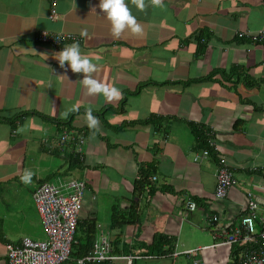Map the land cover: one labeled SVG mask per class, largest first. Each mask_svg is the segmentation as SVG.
<instances>
[{"label":"crops","instance_id":"1","mask_svg":"<svg viewBox=\"0 0 264 264\" xmlns=\"http://www.w3.org/2000/svg\"><path fill=\"white\" fill-rule=\"evenodd\" d=\"M126 3L142 31L125 28L115 37L98 0H56L55 20L49 0H0V264L6 244L31 238L22 234L28 226L30 233L41 227L30 201L53 170L86 183L74 243L93 223V241L107 235L114 253L136 256L132 264H192L188 250L206 264H229L234 247L215 244L221 224L237 223L249 191L264 211V0H144V9ZM41 31L73 34L97 65L90 75L121 95L90 94L80 80L86 74L52 55L72 41L44 43ZM244 77L256 83L247 86ZM22 111L29 114L17 117ZM153 115L155 124L139 122ZM191 125L212 131L228 159L236 183L223 199L213 196L216 153L195 160L201 147ZM64 130L84 136L68 164L75 142L56 146ZM55 156L61 159L49 170ZM141 168H148L152 194L134 190ZM25 170L33 173L29 183L21 180ZM188 198L198 208L186 214ZM134 199L136 219H129ZM24 210L28 223L15 220H24L17 218ZM211 213L219 226L204 221ZM156 233L167 237L165 254L152 246Z\"/></svg>","mask_w":264,"mask_h":264},{"label":"built area","instance_id":"2","mask_svg":"<svg viewBox=\"0 0 264 264\" xmlns=\"http://www.w3.org/2000/svg\"><path fill=\"white\" fill-rule=\"evenodd\" d=\"M49 1L51 4L49 18L55 20L59 17L55 7L56 0ZM38 35L40 41L55 45L75 39L73 34L65 32L41 31ZM71 141L75 142L74 150L80 152L83 142L82 135L75 136L66 130L58 135L56 146L63 150L64 144ZM210 144L214 145L217 154L219 147L214 139L210 141ZM209 154L210 151L204 149L198 157ZM217 163L214 196L222 198L236 183V179L223 155L218 154ZM63 189H68V191L63 192ZM85 190V181L76 178L59 185L51 182H42L37 185L32 192V200L40 215L45 238L34 240L24 237L19 244H7L9 264H64L70 258ZM251 195L249 191L248 209L244 216L235 225L230 223L223 225V230L218 234L220 239L217 243L237 247L239 264H264V211H258V201L255 198L252 199ZM187 207L193 210L194 201L189 200ZM214 220L217 222L216 216H211L207 219V223H212ZM217 225H220V222H217ZM121 259H125L126 264H131L132 256L113 253L109 239L101 235L92 243L90 250L79 257L74 264H85L86 262L118 264ZM193 264L204 263L202 259H197L193 261Z\"/></svg>","mask_w":264,"mask_h":264},{"label":"clouds","instance_id":"3","mask_svg":"<svg viewBox=\"0 0 264 264\" xmlns=\"http://www.w3.org/2000/svg\"><path fill=\"white\" fill-rule=\"evenodd\" d=\"M155 2L156 3H160V0H155ZM135 3H136V6L139 9H144L145 8L144 0H135ZM97 6L99 7V9H101L106 14L107 18L110 20V22H111V29L110 30H111V33L113 34V36L119 37L121 35L122 31L125 28H130L131 31L134 32V33H139V32L142 31L141 24H139L137 22V18H136L135 15L132 14L128 4L126 3V0H98V5ZM83 31H84V33L87 32L86 29L83 30ZM52 55L54 56V58L57 59L59 65L61 67L70 68L73 72H76V73L86 74V75H83L82 78H80V80L83 83V85H85L87 87V90H88V92L90 94L103 93V94H106V95H108L110 97H116V96H120L121 95V90L119 88H117L115 85H112L110 87L108 84L103 83L101 81H98L92 75H90L91 73H93L96 70L97 65L86 54L82 53L79 41H77V40L72 41L71 43H69V44L65 45L64 47H62L59 51H56V52L52 53ZM46 56H47V54L45 55V58H46ZM65 62H67V64ZM87 122L89 124V127H95V126L98 125V117L93 115V112H92L91 108L87 109ZM201 153H202V151H200L199 153L195 154V157H194L195 160H201L203 158L209 157L210 154H212V152L210 151L209 155L198 157V155H201ZM219 154H221V153H219ZM216 157H217V161H218V154L216 155ZM226 160L228 162L227 158H226ZM228 165L230 167L229 162H228ZM217 166H218V163H216L215 174H216V171H217ZM32 175H33V173H32L31 170H25L23 175L21 176V180L24 181L25 183H29V182H31ZM215 181H216V178H215ZM213 196H214V192H213ZM225 197H222V198H219V199H223ZM214 198L218 199L215 196H214ZM83 199H84V197H83ZM189 200H192L195 203V208L193 210H190L187 207V202ZM82 206H83V203H82ZM197 208H198L197 203H196V201L193 198H188L185 201V203H184V212L186 214L197 210ZM81 209H82V207H81ZM81 209H80V211H81ZM247 209H248V207L245 209V211L242 212L241 216L239 217V220L241 219L242 216H244V214L246 213ZM213 215L216 216L214 213H211V214H208V215L205 216L204 221H206V224H207V219L209 217H211V216L213 217ZM79 216H80V212H79ZM79 216H78V223H79ZM39 217H40V215H39ZM217 218H218L217 222H220L219 216ZM239 220L237 221V223L239 222ZM40 221H41V219H40ZM237 223H235V224H237ZM230 224L231 225H235L232 222ZM215 225H217V223ZM223 225H225V223H222L221 227ZM41 226H42V224H41ZM77 227H78V225H77ZM76 230H77V228H76ZM43 233H44V231H43ZM218 234L216 235V237L218 238L216 243H215L216 245H220V244L217 243L218 240L220 239ZM103 235L107 237V235H105V234H103ZM24 237H28V236H24ZM24 237H22V238H24ZM28 238H30V237H28ZM31 239H33V238H31ZM34 240H38V239H34ZM74 241H75V236H74ZM74 241L72 243L71 251H72V248H73ZM94 241H92V243ZM6 245H5V256H6L5 264H9V258L7 256ZM232 247H234V246H232ZM234 249H237L235 251L236 257L234 259H231V261H235L236 264H239L238 248L234 247ZM112 252H113V249H112ZM85 254H83V255H85ZM115 254H118V253H115ZM186 254L190 255L192 264H193V261L197 260V259H202L203 263L206 264V261H205L203 256L202 257L193 256V255L196 254L194 250H188V251H186ZM125 256H128V255H125ZM135 257L136 256H132L131 264H132V261H133V259ZM70 258H71V253H70ZM121 260H125V259H121ZM124 262L126 264V261H124ZM100 263H106V262H100ZM118 264H121L120 260L118 261Z\"/></svg>","mask_w":264,"mask_h":264},{"label":"trees","instance_id":"4","mask_svg":"<svg viewBox=\"0 0 264 264\" xmlns=\"http://www.w3.org/2000/svg\"><path fill=\"white\" fill-rule=\"evenodd\" d=\"M196 40H198V38H196ZM198 43H200V44L204 43L202 38L199 39ZM232 69L235 70L236 72H243V68H241L240 66L233 67ZM215 71H217V70H215ZM223 74L225 75L224 71H223ZM226 77L229 78V75L227 74ZM244 82H245V84L247 86H251V85L256 83V82L248 79V77H244ZM26 114H29V112L22 111L19 115H17V117H19L20 115H26ZM157 118L158 117H155V115H153V116H151L149 118H146L145 120H142V121H139V122H143V123L152 122L153 124H155ZM158 125H160V124H158ZM191 126L193 128L194 135L197 138V140L199 142V145L201 147L200 151H202L204 149H208L212 153L213 152L216 153V151L214 149V145L210 144V141H212V139H214L213 136H212V131H209L206 128H198V127L196 128L194 125H191ZM156 128H157V123H156ZM219 153H220V151L217 154H219ZM77 155H78V153L76 152L75 154H72L69 158L66 157L65 162H67V164H68V162H72L73 160H76L77 159ZM147 171H148V168H146V169L141 168V170H140L141 176L139 177V179H137L134 182V190L136 191V194H138V192L140 194L143 190H145V188H148V191H147L148 194L154 193L153 188L151 187V185H149L150 182L147 180ZM65 172H66L65 170L63 172H61L58 175V178L61 179V177L65 174ZM69 179H73V177H71ZM69 179H67L66 181H68ZM76 179H78V178H76ZM61 181H63V180H61ZM135 203H137V201H135V199L130 201V203H129L130 213H128V215L131 216L129 219H133V217H134V213H135V210H136V207H137L135 205ZM214 214L216 215V219H218L217 218L218 217L217 213H214ZM216 223H217L216 220H214L213 224H216ZM122 224H123V222H122ZM86 225H91L93 227V230H91L89 232L87 231L86 232L87 234H85L82 237H79L80 240H78L77 243L73 244V248H72V251H71V258L67 260L66 264L67 263L68 264H74V262H75V260L77 258H79L83 254L87 253L88 250L90 249V247L92 245L93 237H94V226H93V223H86ZM121 225H120V227H121ZM83 227H85V224L83 225ZM75 234L77 236V233H75ZM166 240H167V237L164 234H162V233H156L154 235L153 241H152V246H154L156 248L157 253L165 254L166 252H168L170 250V247H168L166 250H162L161 249L162 243L165 242ZM168 241H169V239H168ZM236 250L237 249H234V251H236ZM85 264H106V263L86 262ZM229 264H236V263H235V261H231Z\"/></svg>","mask_w":264,"mask_h":264},{"label":"rangeland","instance_id":"5","mask_svg":"<svg viewBox=\"0 0 264 264\" xmlns=\"http://www.w3.org/2000/svg\"><path fill=\"white\" fill-rule=\"evenodd\" d=\"M23 116H26V115H23ZM83 137V142H84V136H82ZM82 142V143H83ZM53 159L54 160H52L51 161V164H50V167H49V170H50V168H53V166H55L56 164H57V162L58 161H60V157H58V156H55V157H53ZM61 172H63V171H61V170H53V171H51L49 174V176H48V178H46V179H48L51 183H54V184H56V185H59V184H63L62 182H64V180L63 179H69V178H64V177H61V179L60 178H58V177H55L56 175H58V174H60ZM73 174H74V172H73ZM71 178V177H70ZM61 180H63V181H61ZM66 182V181H65ZM32 186H29L28 188H31ZM19 193L20 194H25V197H26V199H28L29 198V201H30V193L28 192V191H26L25 189H24V187H23V189H21V191H19ZM88 194H90V193H88ZM30 207H31V210H33L34 209V207H35V205L30 201ZM17 209L19 208L18 206L16 207ZM27 211L26 210H24L23 211V214H19L18 215V217L17 218H20V217H23L24 218V220H20V219H15V220H19V221H23V222H27L26 221V219L25 218H27L26 216H25V213H26ZM34 213H35V211H33ZM33 222V220H31L30 222H29V224L30 223H32ZM28 223V222H27ZM25 225V224H24ZM31 227L32 226H28V231L27 232H23L22 234L23 235H26V234H29V235H31V238L33 237V238H44L45 237V235H44V233H43V229H42V226L40 227L39 225H34V232L33 233H30V230H31ZM35 231H36V233H35ZM38 235H39V237H38ZM181 258H183V260H185V258H184V256H181ZM137 264H143L142 262H138Z\"/></svg>","mask_w":264,"mask_h":264}]
</instances>
